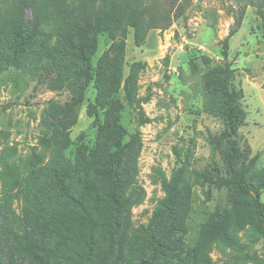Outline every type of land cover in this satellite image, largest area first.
<instances>
[{"label": "rangeland", "instance_id": "1", "mask_svg": "<svg viewBox=\"0 0 264 264\" xmlns=\"http://www.w3.org/2000/svg\"><path fill=\"white\" fill-rule=\"evenodd\" d=\"M43 1L47 21L33 44L14 54L17 0H0V264H45V255L27 253L19 237L50 245L51 264H81L84 256L86 264H103L111 249L109 264H199L208 257L210 264H237L213 232L224 210L249 197L228 184L221 152L228 122L206 72L215 65L234 69L231 85L242 90L244 110L234 164L251 166L264 202V16L258 7H246L225 58L232 0H184V12L169 26L152 28L146 26L150 12L174 18L183 0H144L136 8L144 13L139 26L123 20L128 0H114L118 19L93 37L89 67L73 49L78 27L98 3L29 0L21 9L28 31ZM114 151L126 207L112 237L115 225L94 219L101 218L98 197L112 208L104 164ZM181 167L182 198L157 225V252L143 228ZM249 219L239 205L234 231L246 242ZM254 247L264 256V239Z\"/></svg>", "mask_w": 264, "mask_h": 264}, {"label": "trees", "instance_id": "2", "mask_svg": "<svg viewBox=\"0 0 264 264\" xmlns=\"http://www.w3.org/2000/svg\"><path fill=\"white\" fill-rule=\"evenodd\" d=\"M29 0H17V7L14 16V25L12 29V37L14 45L12 52L14 54L23 53L33 44V39L38 33L39 26L42 22H46L48 18V4L43 1L36 10L35 19L28 31V23L21 15L22 7L27 6ZM235 3V10L233 13L234 24L229 30L228 34L222 40V54L226 58L229 51V39L237 32L241 26L245 9L248 5L258 7V11L264 16V0H232ZM144 0H128V10L123 14V20L132 26H139L143 21L142 16L144 13L138 12L137 7H143ZM98 5L95 7L93 14L84 19L82 24L77 29V36L79 43L74 46V56H77L81 61L88 63L92 55L95 53V40L94 36L102 31H105L110 27L113 21H117V12H112V8L116 9V3L114 0H93V4ZM185 10L184 0L180 1L177 5V12L174 18L168 15V18L163 17L160 13L150 12L148 14V21L146 23L147 28L152 27H167L173 19L181 15ZM137 42H140L138 36ZM90 48L86 52L87 48ZM108 56V55H107ZM205 61L209 58L205 55L202 56ZM101 65L107 63L106 56L104 55L100 61ZM90 67V65H89ZM209 86L216 92L218 101L224 107V115L228 122V145L222 150V155L226 161L230 177L228 184H232L236 187L240 197L248 196L246 201L239 200L231 208L224 210L222 214V220L219 226L215 227L213 237L215 240L223 242L231 247L233 254L232 257L237 264L254 263L264 264V256L258 251L254 250V245L261 239H264V202L261 201V191L255 184L254 173L251 166L237 167L234 162L239 158V151L235 143V135L239 126L242 124L241 120L244 117V110L240 105V99L243 95L242 90L235 88L231 85V81L234 79V69L230 65H215L206 72ZM93 79V75L90 74L88 82ZM130 78H128L129 82ZM127 82V84H128ZM98 88L100 95V85L98 82L95 84ZM118 153L116 151L108 153L107 160L104 164L105 173L110 181L111 187L108 193L111 206H106L103 200L98 197L99 207L101 215L99 219H94L96 224H106L111 227L115 225V232L119 228V219L124 214L126 207V199L123 196V180L120 169V162L118 159ZM185 181V167H181L177 174L174 175L169 181L165 183V196L161 200L159 206L154 211L151 220L143 228L148 234L151 241L156 244L157 252L162 248V244L156 237V228L161 219L171 214L176 205L181 201L182 191L180 185ZM87 185L98 192L97 188L90 183ZM60 189L64 194L68 195V188L60 184ZM243 205L250 215L248 223L252 234L249 238L250 242H246L242 239L238 233L234 231V227L238 226V209L239 205ZM109 212L113 213L112 219L109 217ZM19 237V236H18ZM17 242L25 247L26 252L29 254H35L39 250L46 257L45 264H51L48 258L52 257L56 252L55 250L45 243L44 240L34 242L27 237L16 238ZM34 242V243H33ZM123 249V245H122ZM112 251V249L110 250ZM103 260V264H109V258L111 252ZM88 256H84L81 264H86ZM151 261L143 260L139 264H151ZM199 264H210L208 259L202 260Z\"/></svg>", "mask_w": 264, "mask_h": 264}]
</instances>
